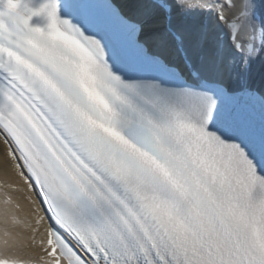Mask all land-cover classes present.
<instances>
[{"label": "snow or ice", "instance_id": "obj_1", "mask_svg": "<svg viewBox=\"0 0 264 264\" xmlns=\"http://www.w3.org/2000/svg\"><path fill=\"white\" fill-rule=\"evenodd\" d=\"M0 157V264H264V0H0Z\"/></svg>", "mask_w": 264, "mask_h": 264}, {"label": "bare ground", "instance_id": "obj_2", "mask_svg": "<svg viewBox=\"0 0 264 264\" xmlns=\"http://www.w3.org/2000/svg\"><path fill=\"white\" fill-rule=\"evenodd\" d=\"M259 69H257L258 71ZM5 180H12L13 182L16 181L15 177H12L10 174L6 173L3 159L0 157V181ZM9 191L12 193L13 197L19 202L20 209L17 210V216L20 220L24 219H30L31 218V209L30 206L25 199V193L23 192H17L12 189H9ZM21 233L24 235H27V233H24L23 228L20 229ZM22 256L23 258H32L35 254V250L31 248H25L22 250Z\"/></svg>", "mask_w": 264, "mask_h": 264}]
</instances>
